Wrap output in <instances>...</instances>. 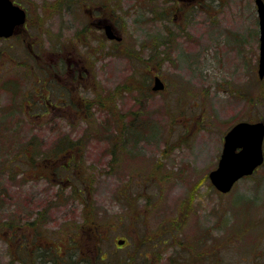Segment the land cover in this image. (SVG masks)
<instances>
[{"label": "rangeland", "instance_id": "obj_1", "mask_svg": "<svg viewBox=\"0 0 264 264\" xmlns=\"http://www.w3.org/2000/svg\"><path fill=\"white\" fill-rule=\"evenodd\" d=\"M15 1L29 17L20 37L0 39V264H28L37 238L11 225L51 206L43 214L61 224L97 213L90 243L108 255L101 264H264V166L228 194L209 178L226 133L264 121L256 0ZM90 13L111 20L123 39L92 28ZM31 49L89 62L101 107H45L47 96L32 90L40 80ZM156 76L164 91L152 92ZM81 136L91 141L74 144L76 170L50 155L60 167L20 172L29 138L43 153L62 154V140ZM45 157L34 156L43 169L51 167ZM59 184L87 206L57 199L68 188Z\"/></svg>", "mask_w": 264, "mask_h": 264}, {"label": "flooded vegetation", "instance_id": "obj_2", "mask_svg": "<svg viewBox=\"0 0 264 264\" xmlns=\"http://www.w3.org/2000/svg\"><path fill=\"white\" fill-rule=\"evenodd\" d=\"M12 1L14 2V4L19 5L15 0ZM19 6L22 7L27 13L25 25L20 29H17L13 36L9 38L0 37V39L10 40L15 37H20L21 33L26 30L29 17L28 11L22 5ZM90 15L92 16L90 22L92 28L98 30L100 33L104 32V36L107 37L106 26L110 25L112 31L117 34V28L111 20L101 17V15L95 18L93 16L94 13L93 15L92 13H90ZM108 40L115 41L110 39ZM85 44L86 42H84L83 45ZM31 52L33 53L34 51H32L31 49ZM71 52H69V54L67 55L62 54L53 57L40 56L33 53L30 57H28L29 59H32L34 61L35 65L31 66V69L38 71V79L40 80V87H38L39 91H36V89L32 88V90L34 91V95L39 94L47 96L44 103L45 107H54L58 109H61L60 107H101V93L98 90V85L94 80L92 81L90 77L92 75V72L89 70V62L87 66L83 61L78 60V57L76 55L70 54ZM31 78L35 79L34 77ZM20 85L22 86V83L19 80L18 86ZM25 94L32 95V92L28 90L25 92ZM79 94H81L82 97H80ZM88 94H92L94 98H87ZM37 107H42V104H38ZM29 139L30 141H34L31 138ZM70 139H72V137ZM70 139H67L68 141L65 140L67 141V145H63L62 148H66L67 152H64L62 154H48V152L43 153L40 151L41 149L38 145V142L34 141L33 144L35 145H30V149L32 150L23 154L26 156V160L24 159L23 161V159L21 158L20 163H18L19 170L21 171L24 165H31L32 162H27V160H30L35 155H40L42 157L50 155L57 157V155H62V157L60 158L63 160L64 165L67 166V169L76 170L78 166L76 163V158L81 156V153L80 151L75 149L76 146H74V144L80 145V143L84 142H88V144H90L89 141H91V139L89 137L87 139L85 136H81V138L79 139H74L77 141V143L72 144H70ZM65 141L62 140L63 144L65 143ZM40 144H42V148L44 149V145L49 143L42 141L40 142ZM45 159L51 167L46 166L47 168L43 169L38 166V169L44 171L46 169L52 168V165H55L57 167L61 165L59 164L58 160L52 162L49 161L47 157H45ZM55 166L53 167V169L55 168ZM57 186L68 187L67 189H59L60 191L57 192L56 196L57 199L63 196L67 198L68 201L74 203L78 202L81 199L79 196L77 198L74 196L76 194L73 193L72 185L68 186L59 184ZM77 192H80V190H78ZM52 203L53 202H51L49 206H51ZM46 209L48 208L42 210L40 213L41 215H37L36 217L31 215H29V219H27V217H22V220H20L18 225L16 226V232L19 233L20 236H24L27 238L28 236L25 235L30 234V237H34L31 238V240L37 238L36 244L35 242H33L35 246L32 247V244L30 242L29 245L31 250L27 248V253L31 255L29 264H86V260L81 257V255L83 256L86 253L95 257L93 262H91L92 264H101V261H106L108 259V255L105 257L101 256V249H99L97 244L93 243L92 245L90 243L94 239L92 238L91 227L86 225V223L89 224V222H87V217H81L82 221H80V223H78L77 221H62L63 223L61 224L56 218L57 216L50 215L48 217L47 215L43 214H47L48 212L50 213L52 210L54 211L55 208H52L51 206V209ZM72 219L75 220V217H71L70 220ZM47 235H50L52 238L56 237L57 239H61L63 241L62 247H55L53 242L49 241V239L46 238ZM78 235H81V237H79ZM84 235L86 239L84 238ZM62 236L66 241L61 238ZM79 238H81L80 241ZM44 242L45 244H43ZM126 245L127 242L125 240V243L123 245H120L119 249L125 248ZM97 254L99 255V257L96 256ZM75 257H79L80 259H77L74 262L72 259H75ZM108 262H111V260H108ZM128 262L130 261H126V264H131Z\"/></svg>", "mask_w": 264, "mask_h": 264}, {"label": "water", "instance_id": "obj_3", "mask_svg": "<svg viewBox=\"0 0 264 264\" xmlns=\"http://www.w3.org/2000/svg\"><path fill=\"white\" fill-rule=\"evenodd\" d=\"M260 28V57L258 76L264 79V0H256ZM26 11L12 0H0V37L9 38L17 29L25 25ZM109 39L121 41L122 38L106 26ZM165 84L159 76L154 78L152 90L159 92ZM264 165V121L239 122L225 135L224 146L218 166L209 174L213 186L222 193H228L235 184L252 175ZM124 240L118 242L123 245Z\"/></svg>", "mask_w": 264, "mask_h": 264}, {"label": "trees", "instance_id": "obj_4", "mask_svg": "<svg viewBox=\"0 0 264 264\" xmlns=\"http://www.w3.org/2000/svg\"><path fill=\"white\" fill-rule=\"evenodd\" d=\"M113 135V134H112ZM111 135H109V139L110 138H112V140H113V142H112V144H114V145H116V144H118V143H120V138L121 137H119V136H117V135H114V136H111ZM26 144H27V146L25 147V151H28V152H30L32 149H30V145H35V144H33L34 143V141H27V142H25ZM62 146H63V144H62ZM62 148V147H61ZM23 147H22V151H23ZM65 150H66V148H64ZM67 152V151H66ZM114 152V151H113ZM27 153V152H26ZM53 153V152H52ZM25 154V153H24ZM54 154V153H53ZM58 154H60V153H58ZM38 156H40V155H38ZM20 158H22L23 159V161H24V159L26 160V156H21ZM17 159H18V155H16V161H17ZM28 161H31L32 162V164L31 165H33L34 166V168L33 169H38L37 167H38V165H37V163H35V158H34V156L30 159V160H27V162ZM53 161H55L54 159H53ZM52 161V162H53ZM51 162V163H52ZM15 165V164H14ZM31 165H24L23 167H22V169H21V171L20 172H24V173H33L34 171L33 170H31V168H29V166H31ZM54 167V166H53ZM52 167V168H53ZM212 187V186H211ZM214 188V187H213ZM73 193H75L74 192V190H73ZM76 194V193H75ZM78 203H80V204H82V203H84V205L85 206H87L86 204H85V201H81V199L78 201ZM46 210H48V209H46ZM39 215H41L40 213H39ZM91 215H94V216H91ZM97 213H95L94 214V212H93V214H92V211H88V213H87V215H85V217H87V222H89V224H87L86 223V225H88V226H90V227H92V225L93 224H96L97 223ZM16 223V226L18 225V222H15ZM16 226L14 225V224H12L11 225V229L12 228H16ZM92 235H93V232H92ZM30 254L29 253H27V259L26 260H28V264L30 263Z\"/></svg>", "mask_w": 264, "mask_h": 264}]
</instances>
